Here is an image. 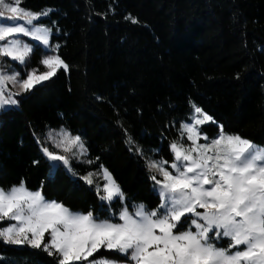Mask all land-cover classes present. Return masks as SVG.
<instances>
[{
	"label": "trees",
	"instance_id": "1",
	"mask_svg": "<svg viewBox=\"0 0 264 264\" xmlns=\"http://www.w3.org/2000/svg\"><path fill=\"white\" fill-rule=\"evenodd\" d=\"M21 6L49 11L41 22L52 28L68 70L1 113L0 188L23 181L73 212L118 222L121 204H103L96 185L79 177L102 165L131 210L156 209L160 199L145 159L173 161L170 145L184 137L193 105L215 121L200 128L209 139L222 125L264 146V0H22ZM47 54L36 45L24 68L43 70ZM60 127L82 138L87 155L73 163L76 177L61 167L53 180L42 146L49 129ZM0 264L56 259L0 242Z\"/></svg>",
	"mask_w": 264,
	"mask_h": 264
},
{
	"label": "snow or ice",
	"instance_id": "2",
	"mask_svg": "<svg viewBox=\"0 0 264 264\" xmlns=\"http://www.w3.org/2000/svg\"><path fill=\"white\" fill-rule=\"evenodd\" d=\"M21 4L22 0H0L3 112L20 103L15 97L21 92L13 88L29 93L59 70H68L65 61L53 54L41 60L46 71L33 69L23 79L19 72L9 74L7 69L13 65L8 61L25 65L34 51V45L23 38L51 52L58 49L51 43V29L36 23L49 13L32 12ZM193 108L194 123L182 125V136L186 134L191 143L173 142L171 163L146 160L148 169L162 176H150L160 199L156 209L146 210L140 204L129 211L125 205L118 222H113L92 211L74 213L63 203L47 200L41 190H29L21 181L8 190L0 188V224L11 222L0 227V242L42 250L55 257L56 264H264V147L225 133L222 125L218 136L209 139L197 126L215 123L213 117L196 105ZM49 139L54 149L42 146V152L51 162L50 178L54 180L61 167L77 176L72 159L87 153L82 138L61 130ZM128 142L133 143L131 137ZM137 152L141 154L139 149ZM100 167L106 183L102 188L96 185L97 197L108 205L114 200L123 204L125 193L112 174ZM93 175L89 172L79 178L93 185ZM224 238L228 246L218 247L216 241ZM101 249L126 259L97 257Z\"/></svg>",
	"mask_w": 264,
	"mask_h": 264
},
{
	"label": "rangeland",
	"instance_id": "3",
	"mask_svg": "<svg viewBox=\"0 0 264 264\" xmlns=\"http://www.w3.org/2000/svg\"><path fill=\"white\" fill-rule=\"evenodd\" d=\"M48 13H49V11H47ZM46 16H44V17H41V20L43 19V18H45ZM41 20L40 21H38V22H36L37 23V26H42V27H45V28H50L51 29V43H52V35H53V30H52V28L49 26V25H47V24H44V23H42L41 22ZM24 40H25V42H27V43H30V44H33L34 45V48H35V46L36 45H39L37 42H35V41H31L29 38H23ZM52 45L53 46H56V44H53L52 43ZM40 47H42V49L44 50V51H46V52H49V54H47V55H53V54H56L57 55V51L56 52H51V51H49V50H46V49H44L43 48V46H41V45H39ZM34 52V51H33ZM47 55H45V56H47ZM44 56V57H45ZM43 57V58H44ZM5 61H8V58H3ZM8 63H11L12 65H13V67L12 68H10V69H7V71L9 72V74H11L13 71H16V72H19L20 73V78L21 79H23V78H25V76H26V74H27V72H29V71H31L32 69H28L27 67L26 68H24V66L26 65H18L16 62H14V61H8ZM47 69L43 66V70H40V72H43V71H46ZM39 71V70H38ZM23 74L25 75V76H23ZM54 78V77H53ZM46 82H48V81H46ZM46 82H44V83H46ZM43 83V84H44ZM42 85V84H41ZM39 86V85H38ZM9 87L10 88H12V86L11 85H9ZM13 91H20L21 92V95H19V96H16L15 98L18 100V97H20V96H22L24 93L22 92V90L17 86L16 88H13L12 89ZM18 108V106H12V107H10L9 109H17ZM8 109V110H9ZM3 111H0V115H1V113H2ZM195 116H196V114H195V112H194V115H193V118H192V121L191 122H189L188 124H192V123H194V121H195ZM185 124V123H184ZM208 124V123H207ZM204 125H206V124H204ZM204 125H199V126H197L199 129L202 127V126H204ZM61 130H67L65 127H60V128H57V129H49V131H48V134H47V140H46V144H47V146L46 147H48L49 148V150H53L54 149V145H53V143H52V141L49 139V136L51 135V136H53V137H57V134L61 131ZM68 131V130H67ZM69 132V131H68ZM206 141H203V140H201L200 141V143H205ZM176 143H181V144H185L186 146L187 145H189L191 142L190 141H188L187 140V137H186V134H184V137L180 140V141H178V142H176ZM255 144V143H254ZM257 145V144H256ZM259 146H261V145H259ZM261 147H264V146H261ZM55 151L57 152V153H60V149H55ZM86 155H87V153H86ZM86 155H84V156H81L80 158H79V160H77V159H72V167H73V163L74 162H78V163H82L83 161H85L86 160ZM46 157V156H45ZM47 158V157H46ZM145 160H147V159H145ZM50 162V161H49ZM51 163V162H50ZM166 167H167V165H166ZM169 170H171V169H169ZM67 171V170H66ZM153 173H154V175H156L157 176V179H162V176H160L158 173H156V172H154V171H152ZM67 173H69L70 175H72L70 172H68L67 171ZM91 173H94L95 175H93V177H92V179H93V181H94V183L93 184H95V185H97V184H99L100 186H101V188L103 187V185L106 183V181L103 179V175H102V170L101 171H98V172H91ZM73 176V175H72ZM74 177H76V176H74ZM5 190H8V189H5ZM153 190H154V186H153ZM155 191V190H154ZM156 192V191H155ZM157 193V192H156ZM101 194H103V193H101ZM102 202V201H101ZM114 202H116L115 200L112 202V203H114ZM103 204H106L105 202H102ZM106 205H108V204H106ZM125 205H127V207L129 208V205H128V203H127V201H126V198H125V200H124V203L123 204H121V207H120V211H121V208L123 207V206H125ZM138 205H140V204H134L133 205V210H134V206H138ZM145 209L146 210H148L146 207H145ZM133 210H131L130 208H129V211H133ZM119 211V212H120ZM73 212V211H72ZM74 213H81V212H74ZM118 216H119V214H118ZM9 223H11L10 221H4V223H3V225H2V227L3 226H6L7 224H9ZM45 239L47 240V236L45 237ZM216 244H217V246L218 247H220V246H223V247H227L228 246V244H229V241H228V239L227 238H224V239H221V240H219V241H216ZM19 247H22V246H19ZM101 251H105L104 249H101L100 250V252ZM100 252H98V253H96V256L98 257V256H106V255H97V254H99ZM108 252V251H107ZM113 253H115V252H113ZM116 254H118V253H116ZM120 257H122L120 254H118ZM106 257H108V256H106ZM95 257H93V259H94ZM109 258H112V257H109ZM114 259H117V260H124V259H126L125 257H122V259H118V258H114Z\"/></svg>",
	"mask_w": 264,
	"mask_h": 264
}]
</instances>
